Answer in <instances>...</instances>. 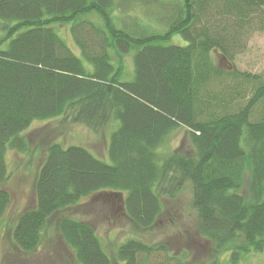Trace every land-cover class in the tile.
I'll return each mask as SVG.
<instances>
[{
  "label": "trees",
  "instance_id": "obj_1",
  "mask_svg": "<svg viewBox=\"0 0 264 264\" xmlns=\"http://www.w3.org/2000/svg\"><path fill=\"white\" fill-rule=\"evenodd\" d=\"M137 6L156 9L158 21L143 23ZM53 25L68 27L76 51ZM260 32L264 0H0V223L8 157L31 155L34 121L115 125L108 163L80 145L44 148L34 203L11 226L14 246L36 251L54 215L98 196L116 195L127 219L149 229L162 201L189 184L201 239L228 250L230 264L264 254V79L233 63ZM174 35L186 44H169ZM180 128L191 153L161 152ZM56 229L73 264H184L138 239L120 244L113 262L89 223L61 215Z\"/></svg>",
  "mask_w": 264,
  "mask_h": 264
},
{
  "label": "rangeland",
  "instance_id": "obj_2",
  "mask_svg": "<svg viewBox=\"0 0 264 264\" xmlns=\"http://www.w3.org/2000/svg\"><path fill=\"white\" fill-rule=\"evenodd\" d=\"M136 13L143 23L158 21L156 9L145 11L140 6ZM158 27V25H154ZM53 29L66 44L76 51V46L67 26L53 25ZM169 44L185 45L179 36L171 37ZM211 58L220 67H229L219 52L212 51ZM125 70L132 72L131 57L123 58ZM240 72L257 74L264 79V32L254 33L247 46L233 61ZM115 125H108L99 132H93L82 124L62 123L60 119L34 121L27 133L31 137V155L21 158L8 157L12 176L8 183L11 202L7 213L0 223V264H73L71 251L62 242L56 225L59 216L65 215L85 221L94 227L106 253L114 262L117 247L129 239H138L153 247H163L155 253L162 257H174L184 264H230L229 251L215 252L212 246L201 239L197 233V220L191 208V186L185 184L173 199L162 201V212L149 229H141L132 223L121 210V199L116 195L105 199L101 196L83 198L62 214L54 215L49 222L45 240L40 248L30 254L21 253L11 239V226L15 218L26 207L32 206V181L35 169L43 156L44 148L50 142L63 146L80 145L87 148L97 158L109 162L107 145ZM161 152L191 153L188 131L176 130L169 141L160 148ZM33 156V157H32ZM248 178V173L246 174ZM247 178L244 193H247ZM152 259V258H151ZM237 264H264V254L250 252L242 256Z\"/></svg>",
  "mask_w": 264,
  "mask_h": 264
}]
</instances>
